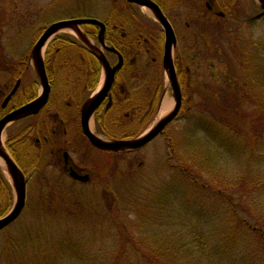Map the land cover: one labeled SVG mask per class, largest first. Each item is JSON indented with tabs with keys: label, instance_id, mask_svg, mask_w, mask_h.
Masks as SVG:
<instances>
[{
	"label": "rangeland",
	"instance_id": "rangeland-1",
	"mask_svg": "<svg viewBox=\"0 0 264 264\" xmlns=\"http://www.w3.org/2000/svg\"><path fill=\"white\" fill-rule=\"evenodd\" d=\"M122 1L0 0V47L2 51L10 54L9 57L12 60L20 59L24 54L31 51L42 29L49 24L78 14L106 21L110 19L109 10L113 8L111 11H116L115 5L119 10L128 11L129 7L125 6L127 3L124 4ZM183 1L185 4H189L188 0ZM223 9L230 11L225 24L235 26L232 28V32L237 30V33L225 36L217 30L212 47H207L203 42L204 38L207 37V32L202 28L204 22L199 19V13L195 17H190L188 11H176L175 9L173 18L170 17L175 28L177 25L175 30L177 31L178 43L174 58L176 62L182 60L177 62L178 71L185 72L187 65L191 69V77L194 76L196 82L204 81L205 87L201 89H197L198 85H195V89L204 95V99L200 100L201 96L198 93L197 103L212 98L216 93L221 101L222 96L228 93L224 91L221 95V92L213 86L219 85L229 88L231 91L240 88V82L234 75V69L229 65V61L237 66L240 64L232 48L238 38L239 48L254 46L255 41H264V17L253 23H243L259 12L256 10L253 0H219L214 11L218 13ZM137 17L132 24L133 32L130 33H137L138 31L144 33L145 31L151 36H155L158 25L140 16ZM186 21L192 24L187 28L188 31L183 26ZM66 32V34L75 35L73 31ZM236 35L238 38L232 41V37ZM201 42L203 47L196 48L195 45L192 47V44ZM46 49L48 50L49 47L47 46L45 51ZM254 51L255 49L251 53ZM192 54H196L197 61L189 59V55ZM112 58L113 61L116 59L114 56ZM154 58L156 57L154 56ZM158 58L160 57L158 56ZM10 67L6 59H0V70L9 71L12 68ZM213 74L217 78L215 81ZM85 77L88 78L89 74H86ZM183 77L186 78V74ZM4 79L7 81L8 76H5ZM82 80L83 78L80 77V82ZM229 80L236 81V85L231 86ZM151 83H149L150 87L145 94L146 96L148 92L150 93L147 100L154 89ZM167 85L166 89L169 90L166 91L165 99L173 103V92ZM137 86L145 85L137 81ZM209 91L212 92V95ZM262 93L263 90L260 91V94ZM257 99L260 101L259 98ZM142 108L145 109V113L148 111L147 106ZM211 108L209 103L202 108V111L209 113L208 110ZM194 110L201 113L199 107ZM251 111H253V106ZM195 116L196 113L183 111L181 117L166 129L165 134L157 137L145 149L128 155H112L109 152L90 149L80 136L75 135V130L77 131L76 116L71 117L70 124L74 129L72 135L75 136L72 137L71 141L66 138V145L70 150L69 155L72 160L82 169L83 175L90 176V181L80 182L70 178L67 174L63 177L58 173V170L57 172L53 170V168L60 170V167L47 165V158H45L44 162L39 164L37 174L29 182L28 202L20 217V223L18 221L5 232H0V264H11L9 262L11 258L8 255L15 256L13 252L8 251V248L5 249L7 252L4 251V247L9 244L5 241L6 237L10 244L12 241L17 242L20 246L24 245L25 249L29 245V247L34 245L42 253L49 254L51 257L54 250L59 249V242L57 243L55 238L56 229H61V233L68 231V226L77 220L67 218V211L70 212L69 208L77 204L75 198H85L89 201L94 195L100 205V216L104 218L103 221L100 219L102 225H94V221L91 224L90 220L79 224L82 227L80 232L85 234L87 241L85 245L89 247L93 256L86 258L85 263L87 264H93L95 262L93 261L94 257L103 262H108L117 255L121 246H125L126 251L129 252L145 249V244L156 242L160 234L165 238H171L174 242H177L181 236L183 238H187L186 235L189 237V240L186 241L188 247L182 248V252H179V249L176 250V246L172 248V250H176L174 256L176 255L175 259L177 260H167L164 263L264 264V243L253 246L250 241L251 238L243 241L249 233L238 236L236 235L237 229L241 226H235L236 220L239 224V219H244L252 225L260 224L259 226L264 227V191L258 192L257 187L255 188L257 183L264 182V144L257 142L258 136L253 128V131L248 133V139L242 137L243 140L241 139L237 143L239 147L230 152V149L225 146L227 142L230 143V139L218 138L215 140L214 136L203 128L205 118L203 119L201 114ZM21 124H11L7 128L8 134L16 131L14 129H18V126L24 125ZM246 129L250 130V127L247 125ZM126 131L128 130L125 129L122 133L124 134ZM187 132H189L188 136L185 134ZM4 136L7 139V132ZM35 136H30V138L32 139L31 145L36 146ZM39 137L42 138L43 134ZM172 145L176 151L174 158L171 157L174 151L171 149ZM195 157L198 160L209 159L207 166L196 165L194 170L200 176L208 177L213 185L206 189L193 185L191 190L183 185L187 191L183 186L176 183L177 179L174 178V174L178 171L176 169L177 163L193 164ZM34 162L35 160H33ZM209 169L211 171H208ZM242 182L248 184L245 194L240 188ZM104 188L110 189L113 193L108 192L109 195L106 196ZM219 189L223 194L217 193L216 190ZM126 190L135 191L129 195L128 200L125 199ZM231 193H233L235 202H231L228 198ZM112 195H115L119 201L121 225H119L118 218L112 210V204L115 201ZM2 199L0 194V205H4ZM6 203L8 204V202ZM88 205L86 203L87 207L90 206ZM233 210L236 213L235 216ZM72 216L75 217L76 215ZM35 217L45 218V221L46 217L61 219L52 229L51 225L47 226L44 222L37 224V221L35 226ZM62 218L73 221L65 222V219ZM21 223L30 235L33 234L34 229H39V233H42L39 241L33 242L26 238L28 234L21 230L19 226ZM122 225L129 234L126 239L127 244L124 240L121 242L119 229L121 230ZM243 226L246 227L245 224ZM238 230L242 232L240 229ZM233 232H235V237L232 240L231 234L233 237ZM7 234L9 235L6 236ZM73 237L74 243H76L79 236ZM142 238L153 241H145ZM26 239L32 243L26 242ZM80 240L82 241V237ZM135 246L137 247L135 248ZM155 247L151 244L149 248L155 250L157 249ZM34 252L33 249L28 251L29 259L26 261L25 258L24 264H34ZM186 252L192 253L188 259H184ZM55 262L56 260H43V264ZM75 262V258L65 257L63 263ZM121 262L138 264L132 256L128 259L122 258ZM57 264H59V258Z\"/></svg>",
	"mask_w": 264,
	"mask_h": 264
},
{
	"label": "trees",
	"instance_id": "trees-1",
	"mask_svg": "<svg viewBox=\"0 0 264 264\" xmlns=\"http://www.w3.org/2000/svg\"><path fill=\"white\" fill-rule=\"evenodd\" d=\"M155 1H157L162 7L165 6L166 11L168 13L172 12V10H169V9L172 8L173 0H155ZM224 13L227 17V15L230 14V11H224ZM207 14H208L207 19L211 20L215 27L220 26L217 29L220 30V32L224 34L225 36H229L232 33H237V30L232 32V28H234L235 26L231 24L229 25L225 24V20H226L225 18L218 17L216 18V20H212V14L208 11H207ZM133 16L136 18H138L137 16H140L141 18L149 20L147 17H145L144 15L140 13H135ZM253 21L254 20L251 19L250 17L248 20L244 21L243 23H253ZM124 23L125 22H117V23L110 24L107 28L106 37L109 43L115 46L116 48H118L123 53L126 59L132 58L133 56L131 54L135 55V57L132 58L135 61V64H129L131 66L127 65L125 69L123 70L124 72L126 71L135 72L138 69L139 63H141L140 57L147 54L146 50L149 52L152 49L154 53L156 49V47L154 46L155 41L150 40V35L148 36V39L146 40L144 37V33L142 32L138 33L137 35L130 33V27L128 25H124ZM215 29L216 28L214 27L208 28L209 34L207 33L208 38L206 40L210 47H212V45L214 44V39L216 38L217 30ZM160 37H161V34H160ZM236 38H238V35H236L235 37H232V41H234ZM145 40L148 42H146ZM238 41H239V38L232 45V48H233L236 58L240 61V64L239 66H237L236 64H232L229 61V65L231 68L234 69V75L236 78H238L240 82V88L237 90L231 91L229 90V88H225L219 85H216L215 87L213 86V88H217V90L221 92V95L224 91L228 93L222 96L221 101L219 100L217 93L212 98H207L204 101V105L202 104L199 105V108L201 109V113L193 110L191 108L192 104H188V106H186V109L189 113H193V114L196 113V116L198 114H201L202 118L203 119L205 118L203 128L206 131H208L211 135H213L215 140L218 138H222L226 140L230 139L229 140L230 143L225 142L226 143L225 146L230 149V152H233L237 147H239L237 143L240 142L242 137H245L246 140L248 139V133L251 130L253 131V128H254L255 133H257V136H258L257 142L264 144V41H255L253 43L254 46L253 45L251 47L247 46L245 48H239ZM76 45L78 44L72 40L67 39L65 36H61L57 40H55L53 43L54 48L51 50V52H49L48 57H47L49 68L51 69L55 68L54 66H56L57 60L61 58L62 53L66 52V54L68 53L70 54L74 52L76 50L74 46ZM254 49L255 51L251 53V51ZM76 52H82V48L80 47L79 49H77ZM91 58H92L91 59L92 62L91 64L90 63L88 64V67L92 68V70H96V78H95V81L93 82L92 87L89 89V91H91V89L95 87L98 81L99 70H100V66L97 60L94 59L93 57ZM70 59L72 58L70 57L63 58V60H66L67 63L72 64V60ZM145 62H146V65L144 64V68H143L144 72H146L147 69H149L151 73L154 69H158L159 72L158 71L156 72L158 74H161V81H159V89L161 92L163 88V75H162L161 66L155 62H152V59L150 60V58H148ZM74 66L75 64L72 65V67ZM123 71L121 72V75ZM52 72H53V76L57 75L56 70H53ZM228 82H230L231 86L233 87L236 85V81L234 80H229ZM187 88H190V87H187ZM201 88L202 87H199L198 89H201ZM261 90H263L262 94H260ZM209 93H211L212 95L211 91H209ZM188 95L190 98H192V94H188ZM257 98H259L260 101ZM209 103L212 107L210 110H208L209 113H206V111H202V108L205 105H209ZM252 106H253V111H251ZM107 114L108 112L106 113V115ZM129 117L131 118L129 119ZM137 118L139 119V117L136 114L132 115L131 113H125L123 115L124 122L128 121L129 123H131ZM152 118L153 116L148 121L141 122V124H139L136 130H132V131L128 130L124 132V134L122 133V135L119 132L120 136L138 135L139 133L142 132L144 128L148 126ZM247 125L250 127V130L246 129ZM101 130L104 133L109 134L111 136H118L117 133L112 134V132H110L106 128L105 129L101 128ZM234 141L236 142V144ZM171 149L174 150L173 145ZM171 157L172 158L176 157L175 150L173 151ZM193 161H194L193 164L192 163L190 164L187 162L183 164L177 163L176 169L178 171L174 174L175 176L173 175L174 178L177 179L176 183L181 186L185 185L190 190L193 185L199 186L202 189L211 187L213 184L212 182H210V180H208V177L206 176L202 177L200 176L198 172H196V170H194V167L196 165H200L202 167L203 165L207 166L208 164L207 162H209V159L208 160L207 159L198 160L195 157L193 158ZM208 171H211V170L209 169ZM0 180L3 181L1 175H0ZM247 185L248 184L243 183V182L240 185V188L242 189L244 194L245 192L247 193ZM256 187H257L258 192L264 191V182L257 183L255 188ZM216 191L218 194H223L220 189ZM108 192H111V194L113 193L110 189L104 188V194L106 196L109 195ZM134 192L135 191L132 192L131 190H126L125 199L128 200L130 198L129 195H132ZM73 197L75 198V196ZM228 198L230 199L231 202L236 201L235 198H233V193L229 194ZM113 199L115 201L113 200L114 202L112 204V210L113 212H115L114 214H116V217L118 218L119 225H121V222L119 219V216H120L119 201H118V198L115 197V195L113 196ZM75 200L77 204L69 208L70 212L67 211V218L70 217L73 219L75 218L77 220L74 221L73 224H71V226L67 225L69 229L68 231H64L63 233H61V229H56L55 238L57 239V243L59 242L58 244L59 249H55L51 257L49 256V254L42 253V251L35 248L34 245L32 247H29L30 246L29 245L25 249L24 245L20 246L19 243L17 242L12 241V243L10 244L8 238L6 237L5 241L8 242L9 244L6 245V247H4V251L6 248H8V251L13 252L15 254V256L8 255L11 258L9 262H11V264H24L25 258H26V261L29 259L28 251L33 249L35 251L34 252V259H35L34 264H43V260H47V259L51 261L56 260L55 263H51V264H57L58 258H59V264H64L63 262L65 261V257H70V258L73 257L76 259L75 263H67V264H87L85 263L86 258H88L89 256L90 257H93V256L90 253L89 247H86L85 245L87 241L85 239V234H83L82 231L80 232L82 227L79 224L88 222L90 220L91 224L94 221V225H102L100 219L103 221L104 217L100 216L101 215L100 210H99L100 205L97 202L95 195L89 201H87L85 198H80V199L75 198ZM106 200L109 201L108 198H106ZM124 202H126V200ZM86 203L89 204L90 206L88 205L89 207H87ZM0 206H2V208L4 207L3 209L0 208L2 209L0 212H2L3 210H6L10 206V202H8V204L4 203V205H0ZM72 215H76V216L74 217ZM233 215L234 216L236 215L234 210H233ZM77 217H82V218L78 219ZM60 219L61 218H58V217H54V218L46 217V221H45V218L42 219L41 217H35L34 225L35 223H37V221H38L37 224L44 222L47 224V226L51 225V228L54 229L56 226V223ZM62 219H65V218H62ZM64 221L71 222L73 220L65 219ZM239 221H240L239 224H238V220L235 221V226L237 227V225H240L241 228H238V229H240L242 232H240L237 229L236 235L241 236L246 233H249L248 236L245 237V239L243 238L241 239H243V241H247L251 238L250 241L253 246L258 243H261V245L264 243V227L259 226L260 224L252 225L250 222H247L244 219H239ZM22 224L23 223L19 224V226L23 232L28 234L26 238L31 239L33 242H36L37 240L39 241V237L42 236V233H39V229L38 230L34 229L33 234L30 235V233L25 230V227ZM243 224H245L246 227H244ZM119 234L121 237V242L124 240L125 244H127L128 241L126 239L128 238L129 234L124 230V226L121 228V230L119 229ZM8 235L9 234H7L6 236ZM257 235L261 240L257 237ZM73 236H79V239L76 240V243H74L75 240ZM20 237L22 236L20 235ZM81 237H82V241L80 240ZM186 237L187 238H183V236H181L177 242H174L173 240H171V238H165L163 237L162 234H160L157 237V241L154 243L151 242L153 241L152 239L149 240L147 238H142L145 241L151 242V244L153 246H156L155 248L157 249L155 250L150 249L149 247L151 246V244L149 243L145 244L146 245L145 249L131 250V252L126 251L125 246L123 247L121 246L119 250L117 251V255L113 259L109 260L108 262H103L102 260L100 259L98 260L94 257L93 261L95 262L94 263L90 262V263H93V264H124V262H121L122 258L128 259V257L132 256V258L135 259V261L138 264H168V263H164V261L177 260L175 259L176 255L174 256V252L176 250L179 249V252H182V248L188 247V245H186L187 244L186 241L189 240V237L187 235ZM234 237H235V232H233V237L231 234V239L233 240ZM26 242H31V241L26 239ZM175 246H176V250L175 249L172 250V248H174ZM136 247L137 246H135V248ZM171 255H173V257H171ZM191 255H192L191 252H186L184 254V259L190 258Z\"/></svg>",
	"mask_w": 264,
	"mask_h": 264
},
{
	"label": "water",
	"instance_id": "water-1",
	"mask_svg": "<svg viewBox=\"0 0 264 264\" xmlns=\"http://www.w3.org/2000/svg\"><path fill=\"white\" fill-rule=\"evenodd\" d=\"M128 1L136 3L141 6H147L148 8H150L154 12L156 19L163 25L165 29L166 45H165L164 67L169 74V79L175 91L176 105L173 111L168 116L159 120L156 123V125L148 133H146L145 135L139 138L117 139V140H110V141H105L99 138L89 129V124H88L89 118L96 111V109L99 107V105L105 98L106 94L109 92L114 82L115 73L122 65V57L119 55L120 59H119L118 65L115 66L114 68H111L104 54L100 52L99 53L96 52L106 72V81H105V85L103 89L95 97L89 99L84 104L82 108V128H83V132L85 133V135L95 146L99 148L111 150V151H129V150L136 149V148H139L147 144L154 137H156L160 132H162L165 126L178 114L179 109L181 107V93H180L179 86L177 83L175 67L172 61V57H171L172 47L176 43V38H175L173 28L171 24L169 23L168 19L164 16L162 11L160 10V8L151 0H128ZM258 1H259V6L264 10V0H258ZM84 23H94L101 27L100 41L105 47L104 40H103L105 26L103 25V23L95 19H78V20H70V21H61V22L51 25L45 31V33L41 36V38L38 40V42L36 43L33 49V53H32V58L34 61L37 74L39 75L40 80L44 86V93L40 98L14 110L13 112L5 116L0 121V137H1L2 130L6 127V125L9 122L16 121L26 116H29L31 114L38 113L48 100L50 86L47 81L44 61L41 57V50L44 44L49 40V38L53 34H55L60 29H63L66 27H75L79 24H84ZM78 33L83 38L82 34L79 31ZM84 40L87 41L86 39ZM92 48L95 49L93 46ZM18 84L16 85L12 93L8 96V98L6 99L4 105H6L11 95L16 91ZM0 155L8 163L9 172L12 175L15 190L17 193V201L12 211L5 217L0 218V230H1L7 225H9L11 222H13L22 212L25 206V202H26V184H25L24 176L19 170V168L17 167V165L9 158V156H7V154L1 148H0Z\"/></svg>",
	"mask_w": 264,
	"mask_h": 264
},
{
	"label": "flooded vegetation",
	"instance_id": "flooded-vegetation-1",
	"mask_svg": "<svg viewBox=\"0 0 264 264\" xmlns=\"http://www.w3.org/2000/svg\"><path fill=\"white\" fill-rule=\"evenodd\" d=\"M34 89L35 86L33 83H30L28 86H26L25 90H23L19 97V101L26 99L28 96H33ZM58 116L59 115H48L45 116V119L42 120L43 123L51 121L54 126H50L49 124L44 125V129L46 130L47 135H44L42 139H36V146H31L32 140L29 138H27L25 141H9V144L13 150L12 153L13 155L15 154L16 157L20 160L19 163L21 165L23 163L26 168L28 166H33V160H42L44 154L49 150L52 155H62V159L60 161L58 160V166L62 171L65 172L75 166L70 157H65V141H62V138H64L66 134V129L63 127L64 125H62L64 123L62 119H59L58 123L56 124V119ZM26 128L27 132H34L36 128L35 120H30L28 118ZM43 143L45 144L44 146H42Z\"/></svg>",
	"mask_w": 264,
	"mask_h": 264
},
{
	"label": "bare ground",
	"instance_id": "bare-ground-1",
	"mask_svg": "<svg viewBox=\"0 0 264 264\" xmlns=\"http://www.w3.org/2000/svg\"><path fill=\"white\" fill-rule=\"evenodd\" d=\"M146 12H148L149 14H152L151 11H148L147 9L145 10ZM173 103L165 100L164 101V107L162 108V110L160 111V117L164 116L166 113H168V111L173 107ZM158 117V119L160 118ZM0 166L2 167V169L4 170V172L8 173L7 171V167L5 165V162L3 161V159L0 158Z\"/></svg>",
	"mask_w": 264,
	"mask_h": 264
}]
</instances>
